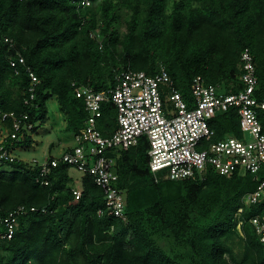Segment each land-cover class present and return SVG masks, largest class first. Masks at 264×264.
Here are the masks:
<instances>
[{
  "label": "trees",
  "instance_id": "obj_1",
  "mask_svg": "<svg viewBox=\"0 0 264 264\" xmlns=\"http://www.w3.org/2000/svg\"><path fill=\"white\" fill-rule=\"evenodd\" d=\"M81 1L0 0V124L12 133L13 119L2 118L14 114L20 120L28 116L34 125L31 133L22 128L18 138L7 139L14 154L33 144L32 133L47 121L50 99L57 98L66 131L79 133L90 114L75 87L108 91L128 70L155 75L164 65L193 107L197 77L226 94L244 88L242 55L248 49L258 77L256 97L264 101V0H91V6L79 7ZM123 10L131 17L120 37L115 24ZM17 51L26 65L16 72L10 60ZM28 69L38 79L33 100ZM163 99L171 109L164 94ZM102 110L98 129L110 136L118 129L117 108L109 101ZM261 118L264 124V113ZM239 120L235 108L218 113L209 121L212 141L240 137ZM149 150L143 138L116 154L127 221L109 210L92 176H82L76 199L67 164L41 178L33 162L0 161L12 169L0 172L4 211L28 208L14 237L0 242V264H264V242L250 222L264 217V199L244 203L258 186L255 176L210 171L203 179L156 182ZM234 238L243 244L240 255L233 253Z\"/></svg>",
  "mask_w": 264,
  "mask_h": 264
},
{
  "label": "built area",
  "instance_id": "obj_2",
  "mask_svg": "<svg viewBox=\"0 0 264 264\" xmlns=\"http://www.w3.org/2000/svg\"><path fill=\"white\" fill-rule=\"evenodd\" d=\"M77 5L89 7L91 0H82ZM91 35L98 37L97 32ZM5 42L10 50L15 48L13 40L5 39ZM242 60V90L226 94L220 86L207 84L202 77H197L192 85L193 107L175 89L164 65L155 75L125 71L118 77L117 86L108 91L96 92L90 87L76 86L75 95L84 100L90 115L85 127L74 134L75 146L68 148L60 157L46 159L44 163L36 159L32 162L41 167V178L51 173L59 163L69 165L82 176H92L104 191L109 210L117 218L127 221L125 192L118 186L116 154L146 138L150 145L149 168L156 182L203 179L210 171L222 176L250 174L255 176L258 186L244 197V203L246 206L256 205L264 199V124L261 118L264 101L256 97L258 77L248 49ZM10 64L17 72L20 65H26V61L17 51ZM28 73L32 79L30 98L33 100L38 79L30 69ZM163 89L169 90L171 109L164 102ZM109 101L117 108L118 129L110 136H104L98 129V119L103 114V103ZM230 108L238 111L241 136L231 135L213 142L215 132L209 121ZM8 117L13 119V131L10 133L4 128L0 135V161L13 162L17 157L7 149V139L10 136L18 138L22 128L31 133L34 125L27 122L28 116L20 120L14 114H4L2 120ZM44 184L48 185V182ZM73 193L79 199L82 190L75 188ZM27 212V207L20 206L8 213L0 203V242L14 237L20 216ZM242 213L243 209H240L237 216L241 217ZM250 222L258 238L264 242V217H253ZM242 225L243 221L239 219L240 232Z\"/></svg>",
  "mask_w": 264,
  "mask_h": 264
},
{
  "label": "rangeland",
  "instance_id": "obj_3",
  "mask_svg": "<svg viewBox=\"0 0 264 264\" xmlns=\"http://www.w3.org/2000/svg\"><path fill=\"white\" fill-rule=\"evenodd\" d=\"M99 9V5H97L96 10L98 11ZM130 17L131 13L124 10L120 11L119 19L115 24V28L118 30L120 37H124L127 33V23ZM162 92L169 101L170 93L165 89ZM47 106L49 110L47 121L36 132L32 133L33 144L28 147L23 146L22 149L15 151V155L19 160L31 164L36 159L39 163H44L46 159L60 157L68 148L75 146L74 133L66 131V117L61 111L57 98L53 97L50 99ZM11 170L10 167L0 163V172ZM70 175L75 180L74 187L80 188L82 175L72 168ZM232 246L233 253L240 255L243 244H241L238 238H234ZM2 255L7 254L2 253Z\"/></svg>",
  "mask_w": 264,
  "mask_h": 264
},
{
  "label": "crops",
  "instance_id": "obj_4",
  "mask_svg": "<svg viewBox=\"0 0 264 264\" xmlns=\"http://www.w3.org/2000/svg\"><path fill=\"white\" fill-rule=\"evenodd\" d=\"M66 126H67V124H66ZM3 131H4V129H3L2 125H0V132L2 133ZM53 158H57V157H53Z\"/></svg>",
  "mask_w": 264,
  "mask_h": 264
},
{
  "label": "clouds",
  "instance_id": "obj_5",
  "mask_svg": "<svg viewBox=\"0 0 264 264\" xmlns=\"http://www.w3.org/2000/svg\"><path fill=\"white\" fill-rule=\"evenodd\" d=\"M16 156V155H15Z\"/></svg>",
  "mask_w": 264,
  "mask_h": 264
}]
</instances>
